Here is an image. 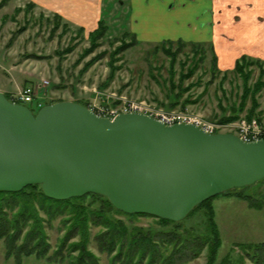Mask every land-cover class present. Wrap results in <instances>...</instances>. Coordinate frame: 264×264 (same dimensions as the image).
<instances>
[{"label":"rangeland","instance_id":"rangeland-1","mask_svg":"<svg viewBox=\"0 0 264 264\" xmlns=\"http://www.w3.org/2000/svg\"><path fill=\"white\" fill-rule=\"evenodd\" d=\"M146 1L7 0L0 7V91L12 101V95L31 86L33 102L16 101L30 109L69 100L98 113L121 111L133 102L151 114L171 117L181 113L203 126L226 131L216 133L235 134L242 122L253 119L264 125V85L257 91L253 88L264 82V64L251 63L244 82L234 72L235 64L224 66L213 42L198 36L192 16L197 6H151L152 0ZM99 26L102 33L91 42L89 33ZM178 39L184 45L172 43L168 47L176 53L171 65L162 42ZM190 42L201 43V47L193 49ZM237 192L260 198L264 180L213 199L221 238L217 261L229 251L240 253L235 243L264 242V206L249 208L246 201L235 196ZM60 218L45 226L50 259L24 255L19 264H69L66 248L61 255L54 254L66 234ZM153 221L150 217L134 219L136 225L144 227L156 225ZM184 224L203 229V216L199 213ZM75 240L77 237L67 242ZM88 248L99 264H110L94 241ZM205 262L204 250L182 264ZM245 262L252 264L249 259ZM0 264H16L13 256L7 257L3 240Z\"/></svg>","mask_w":264,"mask_h":264},{"label":"water","instance_id":"water-1","mask_svg":"<svg viewBox=\"0 0 264 264\" xmlns=\"http://www.w3.org/2000/svg\"><path fill=\"white\" fill-rule=\"evenodd\" d=\"M262 178L264 140L137 112L109 119L69 100L32 112L0 91L3 191L40 184L56 200L100 194L125 213L179 221L204 200Z\"/></svg>","mask_w":264,"mask_h":264},{"label":"trees","instance_id":"trees-1","mask_svg":"<svg viewBox=\"0 0 264 264\" xmlns=\"http://www.w3.org/2000/svg\"><path fill=\"white\" fill-rule=\"evenodd\" d=\"M6 1L1 0L0 7ZM19 10L20 8L16 9ZM100 28L102 27L99 26L89 33L91 42L101 35ZM172 43L178 44L179 47L184 45L181 39L162 42L163 50L171 57V65L174 64L176 57V53L168 48ZM190 45L193 49L201 47V43L190 42ZM212 61L214 69L216 64L214 55ZM251 63L260 66L264 61L246 54L235 61L234 72L241 75L244 82L248 79L250 70L247 68ZM192 72L193 69L181 77ZM262 84L264 85V82L256 83L254 91L259 90ZM245 92H248V88H245ZM5 96L9 99L7 94ZM263 180L264 178L257 182ZM232 190L197 204L179 221L146 213H125L115 208L106 196L100 194L88 193L56 200L47 197L40 184H30L17 191L0 190V240L4 241L7 257L13 256L16 264L20 263L24 255L50 259L47 255L50 248L46 240L45 226L60 216L61 227L66 228V234L54 254L61 255L62 250L66 248L69 264H99L98 257L88 248L91 241L96 243L100 251L107 254L110 264H182L194 259L204 250L205 264H246L245 259H249L252 264H264V242L261 241L235 243L240 253L233 255L229 251L217 261L221 238L215 221L213 199L219 195L230 194ZM235 196L246 201L249 208L259 210L264 206V194L256 198L244 192H237ZM199 213L203 216V229L184 224L185 220ZM138 217H150L154 219L156 225L147 227L136 225L134 219ZM94 228L96 230L93 232ZM74 237H77V240L67 242Z\"/></svg>","mask_w":264,"mask_h":264},{"label":"crops","instance_id":"crops-1","mask_svg":"<svg viewBox=\"0 0 264 264\" xmlns=\"http://www.w3.org/2000/svg\"><path fill=\"white\" fill-rule=\"evenodd\" d=\"M150 5L197 6L192 16L198 36L213 42L224 66L233 67L242 54L264 60V0H152Z\"/></svg>","mask_w":264,"mask_h":264},{"label":"built area","instance_id":"built-area-1","mask_svg":"<svg viewBox=\"0 0 264 264\" xmlns=\"http://www.w3.org/2000/svg\"><path fill=\"white\" fill-rule=\"evenodd\" d=\"M11 99L12 102L20 101L23 103H32L34 99L32 87L29 85L23 87L20 90V92L12 95ZM131 112H137V113L149 115L167 125H172L175 123L192 124L207 133L226 132V131H216L214 126L212 127L203 126L202 123L191 120L192 118L190 116H186L181 113L175 114L171 117L166 116L165 114H161V115L151 114L148 113V110L143 109L141 106L133 104V102L128 103V105L124 106L123 109H121V111H117L116 109H111L106 111L100 110L98 114L101 116H105L107 118H112L119 113H131ZM237 131L238 132L235 133V135L245 142L264 140V125L259 124L255 119L248 122H242L240 128Z\"/></svg>","mask_w":264,"mask_h":264}]
</instances>
